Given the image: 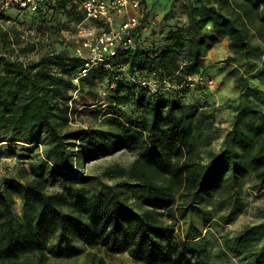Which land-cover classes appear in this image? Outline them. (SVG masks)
Returning <instances> with one entry per match:
<instances>
[{"label":"trees","instance_id":"obj_1","mask_svg":"<svg viewBox=\"0 0 264 264\" xmlns=\"http://www.w3.org/2000/svg\"><path fill=\"white\" fill-rule=\"evenodd\" d=\"M80 2L49 0L25 17L38 30L56 19L62 29L64 22L77 27ZM154 2L142 0L134 49L78 84L85 61L76 45L54 50L52 35L25 43L16 35L18 54L0 53V154L15 158L0 172V264L74 259L87 248L143 264H264V219L222 237L216 260L204 233L216 214L223 227L244 211L248 179L264 190V0H171L150 29ZM0 41L5 48L15 42L8 31ZM222 42L229 55L208 62ZM214 71H227L223 80L236 92L223 131L217 109L200 103ZM143 79L156 89L140 86ZM83 115H100V124L74 129L73 118ZM124 151L138 155L105 170L115 184L84 173ZM188 216L199 217L201 228L189 223L177 239L176 223Z\"/></svg>","mask_w":264,"mask_h":264},{"label":"rangeland","instance_id":"obj_2","mask_svg":"<svg viewBox=\"0 0 264 264\" xmlns=\"http://www.w3.org/2000/svg\"><path fill=\"white\" fill-rule=\"evenodd\" d=\"M150 4L154 2V10L151 11L152 17L148 23L149 28H155L157 21L161 19L163 10L167 7L166 2L171 0H145ZM162 1V2H161ZM6 16L10 17V20L0 19V31H8L11 37L16 40L15 36L20 35L21 43L27 41H37L43 36L52 35V38L57 39L59 42L51 46L54 50L64 49L65 47L71 50L73 46L77 45L79 39L76 36L77 27L72 23H66L62 25L63 29L60 28L62 20H54V26L52 28H42L38 30L34 23H28L29 19H26L25 15L27 13H16L15 11H8L5 13ZM19 17V19H16ZM59 21V22H58ZM61 21V22H60ZM61 29V30H60ZM19 37V36H18ZM14 44L8 48L2 46L0 41V53H8L10 55L18 54V46ZM48 42H44L46 48H50ZM253 43L258 44L255 37H253ZM20 55V59L23 61H30L37 58L36 54ZM229 55L226 42H222L217 45L212 51L209 52L207 61L212 64H217L219 61H223ZM219 66V65H218ZM215 72V71H214ZM227 74L226 72L216 71L214 76L210 78L206 84H202L207 89V96H202L200 103L207 101V109H217L215 125L219 127L222 131L228 128L229 120L231 118V111L226 109L228 104L235 98L236 92L233 87V82L231 79L223 80ZM220 81H224L221 85ZM201 86V85H200ZM105 107V106H104ZM94 110V108H92ZM101 116L98 115H88V116H75L71 122V126L75 128H87V127H97L100 124ZM222 138L215 139L210 148L213 150H218ZM136 152H119L113 156L100 159L98 161L91 162L87 164L84 173L95 175L98 180L102 183L108 185H113L119 181L117 178H111L105 174V170L113 165H118L121 167L129 166L134 159L137 157ZM15 158L13 156L0 154V172L5 171V168H11L14 166ZM87 187L97 190L99 184L97 182H91L87 184ZM255 182L252 179H248L244 186L243 198L245 201L244 211L236 218L234 222L226 226H217L219 222L218 216L214 217L213 222L204 230L207 239L210 241L209 252L212 259L216 260L214 257L220 248V244L223 241L222 237L234 235L246 226L257 224L264 219V190L258 191L254 189ZM60 188L55 185L51 190H57ZM213 207L217 208L214 204ZM16 210L21 212V201H17ZM189 223H193L201 228V221L199 217L188 216L186 220H178L176 223V238L179 239L184 236V233L188 227ZM46 264H143L140 262H135L127 253L118 255H108L98 249H86V253L80 257L74 259H53L50 258ZM190 264H197L192 261Z\"/></svg>","mask_w":264,"mask_h":264},{"label":"built area","instance_id":"obj_3","mask_svg":"<svg viewBox=\"0 0 264 264\" xmlns=\"http://www.w3.org/2000/svg\"><path fill=\"white\" fill-rule=\"evenodd\" d=\"M49 0H0V15L8 11L36 13ZM84 21L77 26L79 39L74 54L82 58L84 67L74 83L86 77L97 66L110 68L109 60L120 50L134 49L133 31L140 23L142 0H78ZM139 85L156 89L153 79H143ZM76 95V92H75Z\"/></svg>","mask_w":264,"mask_h":264}]
</instances>
